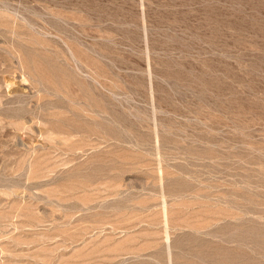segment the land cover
Masks as SVG:
<instances>
[{"label": "rangeland", "instance_id": "obj_1", "mask_svg": "<svg viewBox=\"0 0 264 264\" xmlns=\"http://www.w3.org/2000/svg\"><path fill=\"white\" fill-rule=\"evenodd\" d=\"M0 264H264V0H0Z\"/></svg>", "mask_w": 264, "mask_h": 264}]
</instances>
